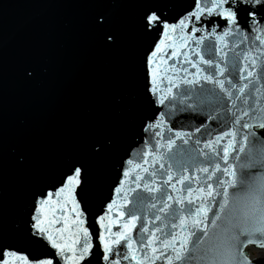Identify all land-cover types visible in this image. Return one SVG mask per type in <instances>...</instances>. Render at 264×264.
<instances>
[{
	"label": "snow or ice",
	"instance_id": "1",
	"mask_svg": "<svg viewBox=\"0 0 264 264\" xmlns=\"http://www.w3.org/2000/svg\"><path fill=\"white\" fill-rule=\"evenodd\" d=\"M89 2L100 47L142 42L140 92L18 210L0 198V264H264V0Z\"/></svg>",
	"mask_w": 264,
	"mask_h": 264
},
{
	"label": "water",
	"instance_id": "2",
	"mask_svg": "<svg viewBox=\"0 0 264 264\" xmlns=\"http://www.w3.org/2000/svg\"><path fill=\"white\" fill-rule=\"evenodd\" d=\"M92 11L89 0H0V198L9 214L38 175L117 125L114 97L126 115L140 92L142 42L129 28L118 47H100ZM175 120L195 122L189 113ZM121 152L122 141L93 162V174L109 176ZM99 191L109 192L106 184Z\"/></svg>",
	"mask_w": 264,
	"mask_h": 264
},
{
	"label": "bare ground",
	"instance_id": "3",
	"mask_svg": "<svg viewBox=\"0 0 264 264\" xmlns=\"http://www.w3.org/2000/svg\"><path fill=\"white\" fill-rule=\"evenodd\" d=\"M249 251H251L252 255L255 256L258 254L259 250H255V249H250Z\"/></svg>",
	"mask_w": 264,
	"mask_h": 264
}]
</instances>
